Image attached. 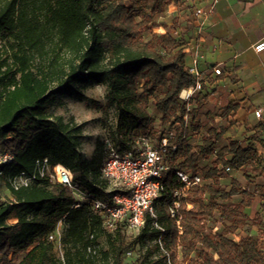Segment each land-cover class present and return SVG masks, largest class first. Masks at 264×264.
<instances>
[{
	"label": "trees",
	"instance_id": "16d2710c",
	"mask_svg": "<svg viewBox=\"0 0 264 264\" xmlns=\"http://www.w3.org/2000/svg\"><path fill=\"white\" fill-rule=\"evenodd\" d=\"M177 2L0 0V151L11 152L14 162L0 166V184L10 192L7 200L0 196V264H264V240L233 237L247 224L256 195L264 197V158L251 142L231 139L217 148L229 126L209 127L199 143L187 142L199 129L198 106L186 112L179 93L195 79L180 40L152 32L156 17ZM88 83L105 84L106 100L115 107L107 128L114 149L133 153L144 147L140 143L155 145L169 134L152 126L153 106L160 124L173 129L170 142L180 144L167 154L169 168L202 179L181 190L170 173L154 203L156 217L146 214L132 238L125 221L108 227L89 200L74 208L73 191L49 177L18 190L8 184V176L31 172L35 160L48 158L65 167L75 188L112 204L118 189L102 174V143L84 158L83 125L50 110L59 94ZM238 107L230 102L221 117ZM226 167L241 171L244 182L231 178L223 185ZM174 200L179 206L171 216ZM216 215L220 228L212 231L207 220ZM58 223L60 247L49 239ZM136 246L144 249L140 259L126 263L124 255Z\"/></svg>",
	"mask_w": 264,
	"mask_h": 264
},
{
	"label": "crops",
	"instance_id": "0c3cea01",
	"mask_svg": "<svg viewBox=\"0 0 264 264\" xmlns=\"http://www.w3.org/2000/svg\"><path fill=\"white\" fill-rule=\"evenodd\" d=\"M177 3L170 4L168 11L180 16ZM191 3L202 9L211 5L205 18L192 15L185 28L184 17L180 16L177 22L181 32L177 38L186 54L187 65L191 64L192 56L197 55L196 67L202 88L206 89L204 101L210 102L213 95H221L218 88L225 87L223 97L228 104L239 106L232 118L248 127L243 128L246 133L261 134L264 141V50L253 49L256 42L264 40V0H192ZM162 32L171 33L160 30ZM214 67L221 73L215 74ZM202 88L194 94L192 102ZM213 89L214 93H208ZM256 108H261L260 118L254 116ZM256 126L258 128H251ZM254 146L264 151V142Z\"/></svg>",
	"mask_w": 264,
	"mask_h": 264
},
{
	"label": "built area",
	"instance_id": "2783aa9c",
	"mask_svg": "<svg viewBox=\"0 0 264 264\" xmlns=\"http://www.w3.org/2000/svg\"><path fill=\"white\" fill-rule=\"evenodd\" d=\"M211 10V5L207 9L196 8L193 12L196 18H205ZM199 29L202 21H199ZM256 52L264 50V40H260L253 45ZM197 55L192 56L191 64L187 65V70L193 75L195 82L193 85L182 89L179 93L180 100L184 103L186 112L190 110L192 98L195 93L201 90L200 72L197 69ZM213 72L220 74L219 68L214 67ZM256 118L261 117V108L253 111ZM185 124L188 121L187 113L184 115ZM170 131L157 144L148 145L145 141L143 148L135 152H118L113 146H109L106 158L101 165V171L111 185L112 189H118L111 197V205L94 199L86 193L78 190L72 185L71 175L61 164L51 165L48 158L37 159L34 162L31 172L20 171L8 176V184L18 190L31 185L36 178L49 177L51 181L61 183L69 187L75 196L74 208H78L83 202L90 201L93 210L102 213L106 217V225L114 226L118 221H125L129 229L139 230L144 224L145 215L155 218V201L165 190L163 180L174 173L178 182L182 185L181 190L189 189L201 183L202 179L197 174H190L184 170H171L167 163V154L180 146L179 143L170 142L173 136ZM184 138V134H183ZM13 154L9 151H0V166L13 165ZM228 170V167L225 168ZM178 190L173 191V196L178 195ZM179 206L177 200L169 207V214L174 216L176 208ZM59 224V223H58ZM155 227L160 228L157 223ZM161 229V228H160ZM163 232V230L161 229ZM60 228L57 226L49 239L57 241L59 244ZM160 240V236L158 238Z\"/></svg>",
	"mask_w": 264,
	"mask_h": 264
},
{
	"label": "rangeland",
	"instance_id": "374dc122",
	"mask_svg": "<svg viewBox=\"0 0 264 264\" xmlns=\"http://www.w3.org/2000/svg\"><path fill=\"white\" fill-rule=\"evenodd\" d=\"M191 1L192 0H179L177 3V11L181 17H184L185 21L183 28L188 26L187 22L193 15L194 9L197 8L192 5ZM168 8L169 6L166 8L164 13L156 17L155 20L157 26L152 28V32L160 33V30H166L171 33L175 32L174 35L178 37L181 34L180 29L178 28L179 25L177 26L180 16L171 14L170 11H168ZM214 91L215 90L213 89L208 93H214ZM205 92L206 89L202 88V91L196 95L194 101L191 103L190 109L198 106L195 123L198 124L199 129L189 132L187 142L195 145L200 142L201 136L206 134L207 128H219L220 126H229V128L226 134L221 139L216 141L215 145L217 148L227 144L231 139L238 140L243 145L249 142L253 145H256L258 142H264L263 138H261V134L249 135L248 132L246 133L243 128L248 127L241 126V124L238 123V120H234L232 118L233 115H231L228 119L221 117L220 114L228 104V101H226L225 97H223L226 93L225 87L220 86L218 88V92H220L221 95H213L210 102L204 101L203 96ZM105 93L106 85L103 83L77 84L74 86L72 93L65 92L59 94L50 109L52 113L60 114L65 118L72 116L77 123H81L83 125L79 149L84 158H91L95 153L97 143H102L104 149L102 162L107 156L109 146H112V142L108 137L107 128L114 124L115 113V107L107 102ZM148 111L153 118L152 126L154 128L161 127L165 134L173 130L167 124H160L159 115L153 106H150ZM230 121L233 122L232 125H228ZM251 128L258 127L256 126ZM144 143H140V146H144ZM152 143V141L147 142L148 145H151ZM257 148L261 157L264 158L263 149L259 146ZM227 172L228 173H225L226 175L222 178L223 185L228 186L231 178L244 182L241 171ZM0 196L4 200H7L10 197L9 189L4 184H0ZM246 212L248 214L247 224L233 237L238 239L241 236L253 235L264 240V197L262 198L260 195H256L252 206L247 208ZM207 224L212 231H216L220 228V220L217 215L208 219ZM58 227L61 230L62 224L59 223ZM134 233V230L132 231V229H130L127 230L126 235L128 238H132ZM99 242L101 245L105 244L104 236L99 238ZM143 251L144 249L136 246L133 250L124 255V261L126 263H137Z\"/></svg>",
	"mask_w": 264,
	"mask_h": 264
}]
</instances>
